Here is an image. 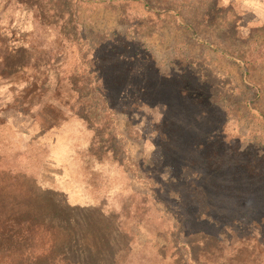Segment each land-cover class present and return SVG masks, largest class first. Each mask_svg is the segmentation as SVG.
<instances>
[{"label":"rangeland","instance_id":"rangeland-1","mask_svg":"<svg viewBox=\"0 0 264 264\" xmlns=\"http://www.w3.org/2000/svg\"><path fill=\"white\" fill-rule=\"evenodd\" d=\"M14 1L5 203L102 212L117 264H264V0Z\"/></svg>","mask_w":264,"mask_h":264},{"label":"trees","instance_id":"trees-1","mask_svg":"<svg viewBox=\"0 0 264 264\" xmlns=\"http://www.w3.org/2000/svg\"><path fill=\"white\" fill-rule=\"evenodd\" d=\"M12 1L15 3L7 0L14 4ZM17 69V62L10 63L4 58L0 77L10 79L17 75ZM60 119L56 117L51 123ZM2 177L0 233L6 242L0 245V264H117L115 242L106 230L109 220L102 212L71 207L56 196L55 202H51L34 196L33 192H25L28 194L21 198L24 210L16 211L12 204L5 203L16 195L12 189L8 190L6 175ZM27 244L33 246L30 253L24 251Z\"/></svg>","mask_w":264,"mask_h":264}]
</instances>
